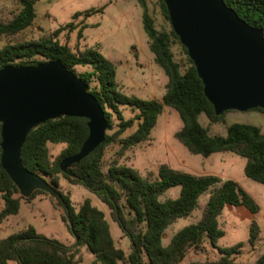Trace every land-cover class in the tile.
I'll return each instance as SVG.
<instances>
[{"label": "trees", "instance_id": "1", "mask_svg": "<svg viewBox=\"0 0 264 264\" xmlns=\"http://www.w3.org/2000/svg\"><path fill=\"white\" fill-rule=\"evenodd\" d=\"M16 10L11 18L0 20V39L12 38L34 25L35 7L38 0H15ZM141 9V23L148 40V49L154 63L163 71L167 83L161 101L143 100L127 96L116 81V69L96 47L72 49L61 43L60 35L68 39L79 28L69 22L55 29L48 37L31 41H12L0 47V69L5 66H35L40 62L59 60L66 70L71 71L87 85V92L100 104L107 122L104 141L86 158L71 165L62 173L60 162L78 153L88 136V121L84 118L59 117L48 120L31 129L22 146V166L38 175L61 194L66 206L68 220L55 201L46 193L36 190L30 197L20 196L18 189L0 165V223L8 216L16 215L20 202H28L37 194L50 198L60 211V218L72 235V245L66 246L55 239L37 234L27 226L6 238L0 239V264H76L80 249L86 246L94 257L91 264H182L190 252H205L206 245L219 254L216 260H205L194 264H241L236 261L242 243L231 247H219L224 236L219 229L218 217L225 205L243 207L251 214L259 212L255 200L235 181L222 180L217 176H193L177 172L166 165L159 167L153 180L143 178L134 168L111 162L103 165L105 147L118 143L121 150L148 140L158 116L164 106L174 110L181 128L174 134L190 153L204 158L214 153L230 152L243 159L244 174L253 182L264 185V134L259 127L247 123H231L224 134H209L199 118L204 115L210 124L223 122L224 112L214 114L212 105L203 94L198 78L186 49L173 32L166 6L158 0V7L168 29H157L144 0H136ZM226 7L249 26L262 31L264 38V0H223ZM107 5L84 12H76L72 19H86L103 13ZM81 26L78 37L81 38ZM177 44L184 56L181 64L176 61L172 46ZM81 70L78 71L77 69ZM129 109L134 116L124 119L122 110ZM264 113L263 109H253ZM136 123L135 131L120 139L126 130ZM117 128L111 134L108 131ZM49 144L63 145L59 153L51 158ZM70 186H80L94 195L109 212L122 236L129 240V251L116 247L109 225L101 210L85 199L76 209L68 195L59 189L60 181ZM173 187H179L174 199H161ZM208 200L200 220L175 232L167 245H163L164 232L176 219L187 217L196 209L199 197L209 188ZM257 227L251 223L248 243L257 237ZM264 264V253L253 263Z\"/></svg>", "mask_w": 264, "mask_h": 264}, {"label": "rangeland", "instance_id": "2", "mask_svg": "<svg viewBox=\"0 0 264 264\" xmlns=\"http://www.w3.org/2000/svg\"><path fill=\"white\" fill-rule=\"evenodd\" d=\"M144 2L156 28L168 29L169 24L160 13L158 0H144ZM103 5L107 6L101 14H94L86 19L82 17L72 19L76 12L96 9ZM16 8L15 0H0V20H9ZM35 13L36 18L32 27L12 38H1L0 47L7 42L31 41L48 37L58 27L74 22L79 25V28L68 35V39L65 35H60L61 43L67 44L72 49L98 48L100 53L114 64L116 81L122 93L143 100L161 101L167 79L163 71L154 63L153 55L148 49V40L141 23L142 9L136 0H38ZM83 25L85 28L82 29L81 38H79L78 30ZM172 52L175 60L182 64L184 56L177 44L172 46ZM122 114L127 120L135 113L123 108ZM199 122L211 135L224 134L226 126L236 122L255 125L264 134V113L257 111H230L225 114L223 122L215 124H210L207 118L201 115ZM136 123L119 138L132 134L136 129ZM180 128L181 121L177 113L164 106L147 141L126 150H121L118 143H111L105 147L103 165L107 166L111 162H116L132 167L148 180L157 177L159 167L166 165L174 171L193 176H217L222 180L235 181L255 200L259 206V212L251 214L243 207L225 205L218 217V226L224 232V236L217 244L219 247H231L241 242L243 245L236 261L241 264L253 263L264 253V185L253 182L245 176L243 170L245 159L233 153H214L206 158L190 153L174 137ZM116 130L114 126V129L107 133L111 134ZM62 148L61 144H49L51 158H54ZM59 189L63 194L68 195L76 209L85 199H88L92 206L101 210L108 222L116 247L125 252L129 251V240L121 237L122 233L116 223L111 221L108 209L94 195L80 186H70L64 180L60 181ZM212 189L213 187L209 188L199 197L196 209L189 216L176 219L167 227L162 242L164 246L168 244L175 232L200 220ZM178 194L179 187H173L167 190L161 199H174ZM1 206L0 200V208ZM252 222L255 223L258 232L251 245L248 243V235ZM27 226L34 228L37 234L55 239L66 246L72 245L74 241L60 218V211L44 194H37L28 202L23 200L20 202L18 213L6 217L0 223V239ZM218 257V252L206 245L205 252H190L182 264L212 261ZM76 261V264H91L94 257L87 247L83 246ZM10 264L17 263L10 262Z\"/></svg>", "mask_w": 264, "mask_h": 264}, {"label": "water", "instance_id": "3", "mask_svg": "<svg viewBox=\"0 0 264 264\" xmlns=\"http://www.w3.org/2000/svg\"><path fill=\"white\" fill-rule=\"evenodd\" d=\"M170 26L186 49L214 114L264 110V38L223 0H163ZM59 117L84 118L88 136L75 155L63 159L62 173L105 139L107 122L87 85L59 60L0 69V165L28 198L48 194L68 220L67 206L50 184L21 164L29 131Z\"/></svg>", "mask_w": 264, "mask_h": 264}, {"label": "crops", "instance_id": "4", "mask_svg": "<svg viewBox=\"0 0 264 264\" xmlns=\"http://www.w3.org/2000/svg\"><path fill=\"white\" fill-rule=\"evenodd\" d=\"M10 264V263H9Z\"/></svg>", "mask_w": 264, "mask_h": 264}]
</instances>
